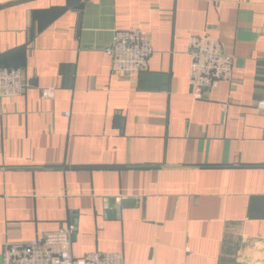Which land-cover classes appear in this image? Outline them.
I'll return each mask as SVG.
<instances>
[{
  "label": "crops",
  "instance_id": "obj_1",
  "mask_svg": "<svg viewBox=\"0 0 264 264\" xmlns=\"http://www.w3.org/2000/svg\"><path fill=\"white\" fill-rule=\"evenodd\" d=\"M130 28L147 68L113 75L105 49ZM192 36L233 61L202 98ZM0 66L25 83L0 98V264L69 223L75 256L264 264V0H0Z\"/></svg>",
  "mask_w": 264,
  "mask_h": 264
},
{
  "label": "built area",
  "instance_id": "obj_2",
  "mask_svg": "<svg viewBox=\"0 0 264 264\" xmlns=\"http://www.w3.org/2000/svg\"><path fill=\"white\" fill-rule=\"evenodd\" d=\"M105 51L110 56V73L126 77L147 68L152 47L148 34L141 29H115ZM188 51V82L194 98H202L220 80L232 77V57L223 51L216 39L192 36ZM24 87L21 69L0 66V98L18 96ZM42 95L52 97L53 93L49 88H44ZM73 229V224L69 223L27 241L7 242L3 247L1 264H122L119 252L93 251L75 256L70 250Z\"/></svg>",
  "mask_w": 264,
  "mask_h": 264
}]
</instances>
